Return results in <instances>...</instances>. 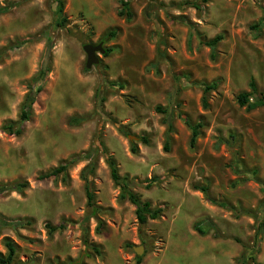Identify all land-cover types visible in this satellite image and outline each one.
I'll return each instance as SVG.
<instances>
[{"label":"rangeland","instance_id":"rangeland-1","mask_svg":"<svg viewBox=\"0 0 264 264\" xmlns=\"http://www.w3.org/2000/svg\"><path fill=\"white\" fill-rule=\"evenodd\" d=\"M184 1L128 0L127 17L118 0H63L64 27L53 0L0 13V49L23 42L0 60V187L26 183L0 191V257L10 242L9 264L80 255L83 264H134L138 245L139 264H242L245 249L264 264V231L256 246L253 237L254 216L264 218V106L235 101L250 78L264 92V29H250L264 0H208L200 10ZM46 33L42 88L21 133L7 134L2 125L19 121L35 86ZM217 34L211 50L203 41ZM99 41L111 51L87 69L82 45ZM183 119L200 123L192 147ZM109 155L139 199L161 207L157 219L137 223ZM65 163V174L40 178ZM60 222L67 226L49 231Z\"/></svg>","mask_w":264,"mask_h":264},{"label":"trees","instance_id":"trees-1","mask_svg":"<svg viewBox=\"0 0 264 264\" xmlns=\"http://www.w3.org/2000/svg\"><path fill=\"white\" fill-rule=\"evenodd\" d=\"M24 1L27 0H9L5 1L3 3H0V13H3L7 11L8 9L19 5L20 3H23ZM56 4V9H57V17L55 19V26L57 27H64L65 22H66V17L63 14V0H53ZM200 1V3H198ZM208 0H186L182 4L186 6L193 7L197 10H200L202 5L206 3ZM120 4V8L117 11V14L119 16L125 15L129 17L131 15L128 7V0H118ZM250 29L256 34L259 35L264 29V14L253 24L250 25ZM109 35H114V31H110L108 33ZM46 38V54H45V60L43 64L40 67L39 72L37 73L36 77L34 78V85L26 94L25 100L23 102L21 112H20V117L18 122H12V121H7L2 125V130L6 132L7 134H13V135H19L21 133V127L19 124L22 121H25L28 119L29 111L31 109L32 103L34 102L36 94L41 90V80H43V77L45 76L46 72L48 71V56H49V50L51 47V36L48 35L47 33L45 34ZM222 39L221 34H217L213 36L212 38L203 41V43L208 46L211 50L214 49L216 44ZM23 42H18L16 44H11L8 45L6 48L0 49V60L3 58V56L6 54L7 51L12 50L14 48H17L21 46ZM110 48H106V51L104 55H108L110 52ZM213 85V84H212ZM211 86H206L204 85L203 90H207ZM248 89L247 91H242L236 94L235 96V101L239 106H245V109L247 111L253 110L255 108L264 106V92L258 91L256 87V83L253 78H250L248 82ZM206 104L203 102V107H205ZM184 124L189 128L190 130V139H189V145L192 147L195 143L196 137L199 134L198 128L200 127V123L197 122L195 124H192L190 121L187 119H183ZM17 125V126H16ZM144 143H146V138L141 137L140 138ZM164 149L166 150V144L164 145ZM130 150L132 152H135L134 147H130ZM106 164L109 169V175L114 183V185L119 187V193L118 197L120 199H127L131 204L134 205V214L135 218L138 224H144L148 219H157L160 212H161V207H151V203L149 200H144L141 201L137 194H135L131 189H130V182L128 180V176L124 175L121 176L118 172V167L116 164L115 159L112 157V155L107 156L105 159ZM67 169V163L65 164H60L57 167L51 169L47 174L40 176V178H45L47 176H55L58 173H63L65 174ZM154 181V178H150L147 180V184H145V187H149L150 184ZM26 186L25 182H18V183H13L10 185H5L0 187L1 190H19L23 187ZM194 189H198L203 193H206L207 188L203 186H194ZM85 196H86V205L87 206H93V194L90 191L89 183H86L85 185ZM263 225H264V218L260 216H254V223H253V228H254V245L256 246L259 241L261 240L262 234H263ZM67 226V222H60L56 226H47L49 227V231H60L64 229ZM194 229L199 233V234H204L205 230L202 228V223H195L194 224ZM7 248V254L5 257H0V264H9L12 259V255L14 253V247L10 242H6L5 244ZM93 250L96 252L98 251L96 248H93ZM141 255L135 257V263L134 264H139L141 261ZM81 255L78 259L70 262H66L65 264H83L81 262ZM239 260L242 264H244L246 261L249 260L250 264H261L258 262L254 255L248 254L247 250L245 249L239 257Z\"/></svg>","mask_w":264,"mask_h":264},{"label":"water","instance_id":"water-1","mask_svg":"<svg viewBox=\"0 0 264 264\" xmlns=\"http://www.w3.org/2000/svg\"><path fill=\"white\" fill-rule=\"evenodd\" d=\"M82 49L85 53V68H91L93 65L98 64L99 62V54L103 55L106 51L105 46L102 41L93 43H85L82 45ZM128 140H135L137 137L135 135L129 134L127 136ZM133 250L136 255L140 256L143 252L142 245L133 246Z\"/></svg>","mask_w":264,"mask_h":264}]
</instances>
